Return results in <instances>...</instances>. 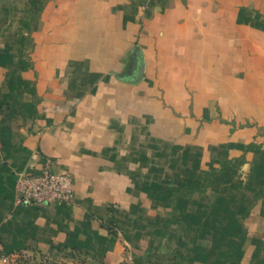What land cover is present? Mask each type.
Returning a JSON list of instances; mask_svg holds the SVG:
<instances>
[{
  "label": "crops",
  "instance_id": "0c3cea01",
  "mask_svg": "<svg viewBox=\"0 0 264 264\" xmlns=\"http://www.w3.org/2000/svg\"><path fill=\"white\" fill-rule=\"evenodd\" d=\"M52 250L264 264V0H0V252Z\"/></svg>",
  "mask_w": 264,
  "mask_h": 264
},
{
  "label": "built area",
  "instance_id": "2783aa9c",
  "mask_svg": "<svg viewBox=\"0 0 264 264\" xmlns=\"http://www.w3.org/2000/svg\"><path fill=\"white\" fill-rule=\"evenodd\" d=\"M16 201L45 206L51 202L59 204L71 203L74 196L73 183L70 175L55 171L46 159L37 171L18 172L16 177ZM18 252H0V264H12Z\"/></svg>",
  "mask_w": 264,
  "mask_h": 264
},
{
  "label": "rangeland",
  "instance_id": "374dc122",
  "mask_svg": "<svg viewBox=\"0 0 264 264\" xmlns=\"http://www.w3.org/2000/svg\"><path fill=\"white\" fill-rule=\"evenodd\" d=\"M95 261L91 254L72 250L49 252H18L17 259L12 264H89Z\"/></svg>",
  "mask_w": 264,
  "mask_h": 264
},
{
  "label": "water",
  "instance_id": "95a60500",
  "mask_svg": "<svg viewBox=\"0 0 264 264\" xmlns=\"http://www.w3.org/2000/svg\"><path fill=\"white\" fill-rule=\"evenodd\" d=\"M143 73V60L139 51H136L135 57L132 61L131 68L127 75L123 76L122 79H125L129 82H136L142 77Z\"/></svg>",
  "mask_w": 264,
  "mask_h": 264
}]
</instances>
